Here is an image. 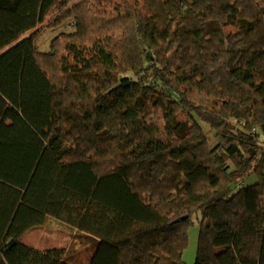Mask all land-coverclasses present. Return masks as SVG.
Listing matches in <instances>:
<instances>
[{
	"label": "trees",
	"instance_id": "1",
	"mask_svg": "<svg viewBox=\"0 0 264 264\" xmlns=\"http://www.w3.org/2000/svg\"><path fill=\"white\" fill-rule=\"evenodd\" d=\"M193 215L194 264H264V0H0V264H77L21 241L47 217L186 264Z\"/></svg>",
	"mask_w": 264,
	"mask_h": 264
},
{
	"label": "rangeland",
	"instance_id": "2",
	"mask_svg": "<svg viewBox=\"0 0 264 264\" xmlns=\"http://www.w3.org/2000/svg\"><path fill=\"white\" fill-rule=\"evenodd\" d=\"M43 24L37 27V39L35 40L36 47L38 50L50 51V40L59 31L70 30L71 26L67 23H61L56 27L46 28ZM205 131L208 132L207 140L209 141V146H212L215 142V137L205 127ZM251 181L254 176L250 177ZM198 218L193 215L192 223L187 229V244L182 252V259L186 264H194L197 251V239L199 232V222ZM22 242L37 248V249H47V248H62L68 250V253L73 255L75 263L82 261L85 263L92 250V243L83 234L77 232V230L68 227L66 223L60 222L53 217H47L44 225L33 227V229L28 230L22 237Z\"/></svg>",
	"mask_w": 264,
	"mask_h": 264
},
{
	"label": "water",
	"instance_id": "3",
	"mask_svg": "<svg viewBox=\"0 0 264 264\" xmlns=\"http://www.w3.org/2000/svg\"><path fill=\"white\" fill-rule=\"evenodd\" d=\"M176 96V95H175ZM208 222H206V224H207ZM15 240L14 239H11L10 241H8V245H13L15 242H14Z\"/></svg>",
	"mask_w": 264,
	"mask_h": 264
}]
</instances>
